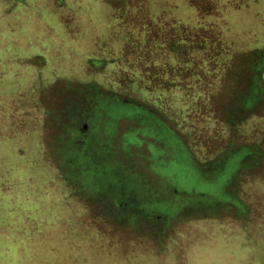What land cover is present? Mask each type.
<instances>
[{"label": "rangeland", "instance_id": "374dc122", "mask_svg": "<svg viewBox=\"0 0 264 264\" xmlns=\"http://www.w3.org/2000/svg\"><path fill=\"white\" fill-rule=\"evenodd\" d=\"M263 119L264 0H0V264H231Z\"/></svg>", "mask_w": 264, "mask_h": 264}, {"label": "flooded vegetation", "instance_id": "af4514ba", "mask_svg": "<svg viewBox=\"0 0 264 264\" xmlns=\"http://www.w3.org/2000/svg\"><path fill=\"white\" fill-rule=\"evenodd\" d=\"M238 192L246 209L227 206L218 217L229 229L225 244L234 253L231 264H264V192L258 196L249 186Z\"/></svg>", "mask_w": 264, "mask_h": 264}, {"label": "trees", "instance_id": "16d2710c", "mask_svg": "<svg viewBox=\"0 0 264 264\" xmlns=\"http://www.w3.org/2000/svg\"><path fill=\"white\" fill-rule=\"evenodd\" d=\"M164 93V92H163ZM164 96H166V94H163ZM163 95H157V99H161L163 98ZM259 110V108H257V106L252 109V110ZM255 112L251 113V114H247L246 113H242L243 115H241V117L248 115V119L250 121H254L257 122L256 118H253L252 114H254ZM255 117V116H254ZM264 120V119H263ZM253 122V123H254ZM251 123L250 128L248 129V134H251V138L254 139V141L250 144L252 145V147L255 150L258 151H262L264 152V124L259 126L257 123L253 124ZM256 161L254 158H251V162ZM239 187L240 190L243 191V187H247L249 186L250 189H253V191L260 196V194L262 192H264V168L262 166H259V168L257 170H255L254 172H248L246 174H244L243 176L239 177ZM256 197V196H255ZM207 215V214H206ZM207 217V216H206ZM219 212H217V215L215 218H205L209 221L208 223V233L210 235H213L214 233L218 234V236L220 237V244H225L226 243V237H228V231L229 229H227V227H224V224L220 223L219 220ZM196 236V235H195ZM221 236L223 238H221ZM218 237V239H219ZM198 241L203 242L202 237L198 238ZM226 246V244H225ZM76 248L75 246H71L70 249ZM65 249L68 250V247H65ZM221 249V248H220ZM223 252V249H222Z\"/></svg>", "mask_w": 264, "mask_h": 264}]
</instances>
